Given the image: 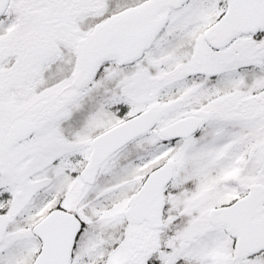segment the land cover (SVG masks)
I'll list each match as a JSON object with an SVG mask.
<instances>
[{
  "label": "snow or ice",
  "instance_id": "obj_1",
  "mask_svg": "<svg viewBox=\"0 0 264 264\" xmlns=\"http://www.w3.org/2000/svg\"><path fill=\"white\" fill-rule=\"evenodd\" d=\"M0 264H264V0H0Z\"/></svg>",
  "mask_w": 264,
  "mask_h": 264
}]
</instances>
